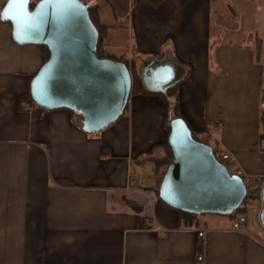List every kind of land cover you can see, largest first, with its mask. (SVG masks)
Instances as JSON below:
<instances>
[{"label": "crops", "instance_id": "crops-1", "mask_svg": "<svg viewBox=\"0 0 264 264\" xmlns=\"http://www.w3.org/2000/svg\"><path fill=\"white\" fill-rule=\"evenodd\" d=\"M98 4L102 50L124 55L129 69L134 58L138 68L170 65L190 130L207 132L264 181V0ZM11 32L0 20V264H264L261 227L235 230L215 214L186 227L157 196L167 166L155 170L153 159L168 138L160 95L131 93L120 118L95 133L65 108L22 110L44 50L16 43Z\"/></svg>", "mask_w": 264, "mask_h": 264}, {"label": "water", "instance_id": "water-1", "mask_svg": "<svg viewBox=\"0 0 264 264\" xmlns=\"http://www.w3.org/2000/svg\"><path fill=\"white\" fill-rule=\"evenodd\" d=\"M25 11L30 24L13 23L12 39L18 44L45 45L49 58L29 82V94L40 108H65L79 114L82 130L101 131L124 113L132 92V74L123 61L97 55L98 30L90 19V3L82 0H38ZM8 0L0 12L6 10ZM12 10H9L11 13ZM149 60L146 82L165 85L172 80L168 64ZM165 88L161 89L164 92ZM168 144L173 159L167 165L158 197L168 206L196 215L229 216L241 205L246 187L216 159L210 145L197 141L182 117L169 110ZM260 222L264 227V181Z\"/></svg>", "mask_w": 264, "mask_h": 264}, {"label": "trees", "instance_id": "trees-1", "mask_svg": "<svg viewBox=\"0 0 264 264\" xmlns=\"http://www.w3.org/2000/svg\"><path fill=\"white\" fill-rule=\"evenodd\" d=\"M36 1H38V0H32L31 1L30 6H29L30 9H32L34 7ZM82 1L84 3H90V5L88 7L89 16H90V19L92 20L93 24L95 25V27L98 30V42H97V55H98V57L100 59L109 58V59H112L115 61H123L128 66L126 57L124 55L117 58V57H114L112 55L105 53L102 50V41H103L104 30L106 29V25L100 23L98 0H88V1L82 0ZM38 46L44 50V54H43V63H44L49 58V54H50L49 50H48L47 46H45V45H38ZM146 64L147 63L143 62V65L140 68H138V66L135 64V58L132 59V62L130 64V72L132 74V92L131 93L132 94H137V93L158 94L162 97L164 107H165L164 126L167 130V133L169 134V132H170V127L168 125L169 110H171L172 117H182L178 113V110H177L176 87H177L179 80L175 81V82L170 81L169 83H167L165 85L146 82L145 73H144V67L146 66ZM32 77L33 76H31L28 80L27 94L25 95V97L23 99L30 102L33 106L38 107L32 101L30 94H29V82H30ZM163 88H165L164 92H162V90H161ZM262 99L264 100V89H263V93H262ZM70 112H72L73 114H77L73 111H70ZM77 115H79V114H77ZM81 119H82V117L79 115V119L77 121H75L76 125L80 128H82ZM260 121H261V127L264 130V108L261 110ZM191 132H192V136L195 140L210 145L213 149V153L215 156L216 149H217V144H216L215 140L207 132H193L192 130H191ZM163 146L165 148L164 156L161 158L153 159L155 170H157L159 167H166L173 159L172 150L168 144V141H166L163 144ZM156 193L158 196V191ZM176 211L178 213V221L183 226L195 227V228H197L199 226V224H200L199 217L203 214L196 215V214H192V213L183 212V211L178 210V209H176ZM242 211H243V208L240 206L235 212H233L228 217L232 220L236 216L237 213H241Z\"/></svg>", "mask_w": 264, "mask_h": 264}, {"label": "built area", "instance_id": "built-area-1", "mask_svg": "<svg viewBox=\"0 0 264 264\" xmlns=\"http://www.w3.org/2000/svg\"><path fill=\"white\" fill-rule=\"evenodd\" d=\"M31 107H33V105L27 100H22L20 102V108L22 110H29ZM260 108L261 109L264 108L263 99L260 102ZM216 126H218V124ZM261 136H262V141L264 142V130L263 129H261ZM215 157L218 161H220L226 167V169L228 170L230 174H235L241 177L246 187V196L240 205L243 208V211L241 213H237L236 216L231 220L232 228L235 230H238L243 227H246L249 230L254 231L255 226L257 225L264 230V227L262 226L260 222V218H259L260 211L262 208L261 187H262L263 181L257 178H254L252 176L246 175L230 152L217 148ZM164 172H165V169L159 171V178H158L159 180H161ZM138 182L142 184L143 179L139 178ZM155 187L157 191L159 188V184ZM205 233L206 231L204 228L199 229L196 232L197 238L201 241V243H199L197 246L196 260L198 262H201L203 260ZM256 233L259 234V232H256Z\"/></svg>", "mask_w": 264, "mask_h": 264}, {"label": "snow or ice", "instance_id": "snow-or-ice-1", "mask_svg": "<svg viewBox=\"0 0 264 264\" xmlns=\"http://www.w3.org/2000/svg\"><path fill=\"white\" fill-rule=\"evenodd\" d=\"M28 0H8L6 10L0 12V19H10L13 23L23 21L24 24L32 26L30 24L29 14L25 11ZM9 10H12L11 13Z\"/></svg>", "mask_w": 264, "mask_h": 264}, {"label": "rangeland", "instance_id": "rangeland-1", "mask_svg": "<svg viewBox=\"0 0 264 264\" xmlns=\"http://www.w3.org/2000/svg\"><path fill=\"white\" fill-rule=\"evenodd\" d=\"M263 52H264V48H263ZM159 60H156V62H158ZM262 110V109H261ZM205 215V214H204ZM204 215H201V216H204ZM200 216V217H201ZM207 216H210V215H207ZM199 217V218H200ZM210 218V217H209ZM222 218H224L225 219V221L227 222V223H229V224H231V219L228 217V216H224V217H222ZM202 219H203V217H202ZM205 226V225H204ZM211 226H213V223H211V222H207L206 223V226L204 227V228H209V227H211Z\"/></svg>", "mask_w": 264, "mask_h": 264}]
</instances>
